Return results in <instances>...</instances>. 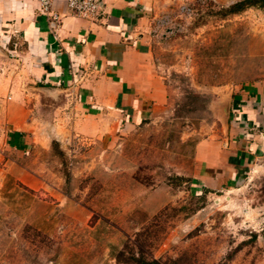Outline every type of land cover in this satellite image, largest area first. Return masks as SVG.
Returning <instances> with one entry per match:
<instances>
[{
	"label": "rangeland",
	"instance_id": "obj_1",
	"mask_svg": "<svg viewBox=\"0 0 264 264\" xmlns=\"http://www.w3.org/2000/svg\"><path fill=\"white\" fill-rule=\"evenodd\" d=\"M179 2L155 28L162 111L125 134L9 154L42 181L29 189L11 167L0 182V264H264V178L191 183L195 143L222 123L213 97L264 78V8Z\"/></svg>",
	"mask_w": 264,
	"mask_h": 264
},
{
	"label": "crops",
	"instance_id": "obj_2",
	"mask_svg": "<svg viewBox=\"0 0 264 264\" xmlns=\"http://www.w3.org/2000/svg\"><path fill=\"white\" fill-rule=\"evenodd\" d=\"M96 2V14L83 18L54 0V23L36 0H0V182L12 167L29 189L41 184L9 158L14 151L125 134L167 104L155 28L179 0ZM212 106L222 123L193 147L192 185L222 191L264 178V78L231 86Z\"/></svg>",
	"mask_w": 264,
	"mask_h": 264
},
{
	"label": "built area",
	"instance_id": "obj_3",
	"mask_svg": "<svg viewBox=\"0 0 264 264\" xmlns=\"http://www.w3.org/2000/svg\"><path fill=\"white\" fill-rule=\"evenodd\" d=\"M40 5V11L43 15L47 16L52 22L58 23L59 16L51 13V6L54 0H36ZM67 6L78 16L83 18H92L97 10L98 4L96 0H66ZM186 6V5H185ZM181 12L183 13H190L191 10L189 7H182L180 8ZM172 19L168 16L160 18L156 22V28L162 26H169L171 25ZM170 28V27H169Z\"/></svg>",
	"mask_w": 264,
	"mask_h": 264
},
{
	"label": "trees",
	"instance_id": "obj_4",
	"mask_svg": "<svg viewBox=\"0 0 264 264\" xmlns=\"http://www.w3.org/2000/svg\"><path fill=\"white\" fill-rule=\"evenodd\" d=\"M248 7H257V8H264V0H241L238 1L234 4H232L230 6V8L228 9V12L235 14L238 13L240 11H243L244 9L248 8ZM134 263L136 264H160L159 261L157 260H145L143 258H137V259H133Z\"/></svg>",
	"mask_w": 264,
	"mask_h": 264
}]
</instances>
